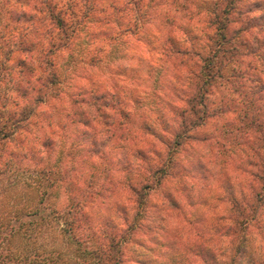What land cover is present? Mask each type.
Here are the masks:
<instances>
[{
  "label": "clouds",
  "instance_id": "9594fccd",
  "mask_svg": "<svg viewBox=\"0 0 264 264\" xmlns=\"http://www.w3.org/2000/svg\"><path fill=\"white\" fill-rule=\"evenodd\" d=\"M0 264H264V0H0Z\"/></svg>",
  "mask_w": 264,
  "mask_h": 264
}]
</instances>
